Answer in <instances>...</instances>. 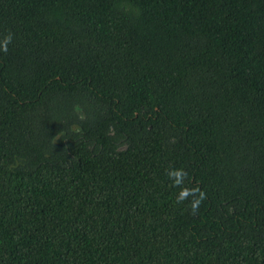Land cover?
Returning a JSON list of instances; mask_svg holds the SVG:
<instances>
[{"label":"trees","instance_id":"16d2710c","mask_svg":"<svg viewBox=\"0 0 264 264\" xmlns=\"http://www.w3.org/2000/svg\"><path fill=\"white\" fill-rule=\"evenodd\" d=\"M9 32L0 264H264V0H0Z\"/></svg>","mask_w":264,"mask_h":264},{"label":"clouds","instance_id":"9594fccd","mask_svg":"<svg viewBox=\"0 0 264 264\" xmlns=\"http://www.w3.org/2000/svg\"><path fill=\"white\" fill-rule=\"evenodd\" d=\"M13 35L11 32L7 33L0 39V51L7 53L9 44L12 43ZM167 177L171 180L174 187L179 188L176 196V203L182 204L184 201L189 202L190 212L196 214L200 204L206 198V193L201 190L198 185L192 187L185 186V180L188 177V172L184 168L169 167L166 172Z\"/></svg>","mask_w":264,"mask_h":264}]
</instances>
